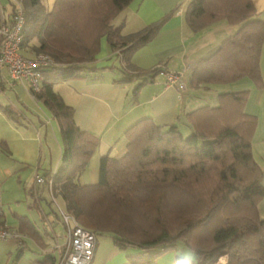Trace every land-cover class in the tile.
Returning <instances> with one entry per match:
<instances>
[{"label":"trees","instance_id":"16d2710c","mask_svg":"<svg viewBox=\"0 0 264 264\" xmlns=\"http://www.w3.org/2000/svg\"><path fill=\"white\" fill-rule=\"evenodd\" d=\"M8 1L11 17L15 4ZM132 1L56 0L46 11L40 0H22V48L53 60L40 70L42 83L35 100L59 127L63 153L52 178L56 195L64 210L96 237L112 234L119 247L140 248L141 264H152L176 244L193 254L192 264H214L221 255L227 256L228 264H264V219L257 210L264 198L263 170L252 153L256 119L244 112L247 91L219 94L215 105L187 113L184 124L161 126L151 118L140 119L125 131L126 152L121 157L99 159L97 182L77 183L98 138L75 125L73 108L52 86L71 79H98L106 68L93 63L104 37L122 60V77L114 82L139 81L131 95V102H136L139 89L164 70L156 66L140 71L130 64V57L158 33L167 17L123 36L122 25L114 27L112 21ZM82 4L88 5L93 24L89 31L85 27L79 32L70 17ZM184 20L193 33L219 21L237 29L193 68L191 88L242 78L251 80L257 90L263 88L258 60L264 24L250 0H192ZM0 110L11 120L18 117L9 105L0 104ZM185 128L190 131L187 136ZM17 221L18 234L35 237L25 218ZM139 221L146 225L135 226ZM54 258L45 255L38 264H54Z\"/></svg>","mask_w":264,"mask_h":264},{"label":"crops","instance_id":"0c3cea01","mask_svg":"<svg viewBox=\"0 0 264 264\" xmlns=\"http://www.w3.org/2000/svg\"><path fill=\"white\" fill-rule=\"evenodd\" d=\"M40 1L44 9L50 11L56 0ZM190 1L192 0H133L112 21L114 27L122 25L121 34L128 36L167 17L158 33L131 55L130 64L140 71L158 66L164 72L177 73L180 75V81L185 85L184 89L166 86L164 74L160 73L152 82L146 83L139 89L137 100L132 103V91L139 81L134 79L127 85L114 82L122 77L119 70L122 60L118 51L110 50L104 37L100 40V50L93 63L98 69L106 68L100 72L98 79H71L53 84V91L66 105L73 108L75 125L98 138V146L76 180L79 185H86L82 180L86 179L87 175L91 184L97 182L98 162L102 156L115 159L126 152L125 131L140 119L151 118L161 126L180 125L187 113L201 106L215 105L219 94L247 91L244 112L256 119L251 146L253 157L263 170L261 182L264 188V39L258 60L263 82L261 90H257L248 78L226 85L191 88L189 79L193 68L214 54L221 43L232 36L237 29L225 21H219L198 33H193L184 20V12ZM250 1L256 17L264 24V0ZM0 7L4 10V15L9 18L10 11L7 14V9ZM22 54L26 58H32L35 52L25 47L22 48ZM111 66L113 69H109ZM16 86L20 89L17 90ZM6 89L15 94V100L8 97L5 98V102L0 100V104L9 105L18 117L16 120H11L0 110V142L3 143L0 149V227L16 232L17 218H25L34 229L35 237L22 236L35 242L44 256L54 255L50 254V250L44 249L40 231L27 215L11 212L16 222V226L12 229L7 228L4 220H1L4 217L1 210L3 203L10 204L23 193L25 198L23 202L27 208H34L40 212V220L48 225L50 231L45 228L43 233L51 234L54 242L58 244L54 227L62 224L57 218L59 217L57 210L54 211L50 202L43 196L44 192H47L52 202L48 188L45 185L37 186L34 181L35 176L53 178L60 167L63 146L58 124L40 101L33 99L21 84L13 83L7 70L0 68V94ZM217 91L218 93H215ZM211 98L215 101L212 102ZM53 193L54 200H58L59 197L54 189ZM42 200L50 210L42 209ZM60 207L64 210L62 203ZM257 210L259 217L264 219V198L259 201ZM23 243L20 241L19 245ZM97 245L96 240L95 250ZM185 251L187 254L184 252L186 256L184 255L183 258L171 252L163 253L152 264H192L194 258L189 256L187 250ZM20 256L18 254L17 259ZM136 264H141L140 260H137Z\"/></svg>","mask_w":264,"mask_h":264},{"label":"built area","instance_id":"2783aa9c","mask_svg":"<svg viewBox=\"0 0 264 264\" xmlns=\"http://www.w3.org/2000/svg\"><path fill=\"white\" fill-rule=\"evenodd\" d=\"M12 1L15 4V11L11 17L9 16L10 19L0 8V68L6 69L11 81L21 84L35 99V94L39 92L42 83L40 70L53 65V60L45 53H36L32 58H26L22 54L24 26L22 0ZM161 74H164L166 86H176L180 90L185 88L179 74L164 71ZM34 181L37 186L45 185L48 188L52 201L55 203L52 177L35 176ZM57 214L65 236L61 244H56L54 264H90L96 246V235L80 226L74 216L60 206H58ZM19 235L15 231L0 227V242L16 239L20 243L21 235Z\"/></svg>","mask_w":264,"mask_h":264},{"label":"rangeland","instance_id":"374dc122","mask_svg":"<svg viewBox=\"0 0 264 264\" xmlns=\"http://www.w3.org/2000/svg\"><path fill=\"white\" fill-rule=\"evenodd\" d=\"M0 6L7 9V14L11 9L8 0H0ZM70 18H72L73 24L75 28L79 30V32L85 27H87V30L89 31L91 29V23L93 24V20L91 19V13L89 12L87 4H82L81 6H79L76 9L75 14L71 15ZM19 89L20 87H17V90ZM215 93H218V91ZM8 97L15 100V94L13 92H10V90L8 89H6L4 93L0 94V100L2 102H5V98ZM211 97L214 96L211 95ZM211 99L212 102L215 101L214 98ZM182 132L185 136L189 135L190 133L187 128L182 129ZM88 176L89 175H87L86 179L82 180L83 183H86V185L91 184L90 177ZM19 195L22 196H20V198H18L17 200H12L10 204L8 202L3 203L1 210L4 214V217H2L1 220H4L5 226L7 228L12 229L14 226H16V222L15 220H13L11 212H15L18 215H27V217L32 221V223H34L35 227L40 231V236L42 238V241L44 242V249L46 251L50 250V254L55 255L57 250L54 249L56 248V242H54V238L52 239L51 234L45 235L43 233V229L45 228L50 231L48 225L46 223H42V221L40 220V212H38L34 208H27V205L23 202L25 199L23 193ZM43 196H45L46 199L50 202V205L52 209H54V211L58 210V206H61V202L59 199H55V203L53 201L51 202L47 192H44ZM14 201L19 202L14 203ZM41 206L44 211H48V209L50 210L49 206H47L44 200L41 201ZM140 223L141 221H139L135 226L138 227L140 225L144 227V225H146L144 223ZM131 228L133 227L131 226ZM54 231L58 239V244L63 242L65 233L62 229V226L60 224H57L54 227ZM96 240L98 245L96 250H94L95 253L90 264H136L137 260H140V263L142 262V258L140 256H142L143 251L140 248L128 246L125 248L119 247L115 244L114 237L112 234L110 235L106 233H97ZM20 241L24 242L23 245H19V242L16 239H9L0 242V264H38V262H41L44 259V255L40 252L41 250L36 245V243L33 242L30 238L21 236ZM185 250L187 249L181 244H176L175 249L169 252L174 253L175 256L179 258H183V256H186L187 254ZM20 251L21 253H19ZM187 252L191 258H194L192 253H190L189 251ZM18 254L21 255L19 259H17ZM218 261L219 264H228V258L226 255L219 256L214 264H217Z\"/></svg>","mask_w":264,"mask_h":264}]
</instances>
